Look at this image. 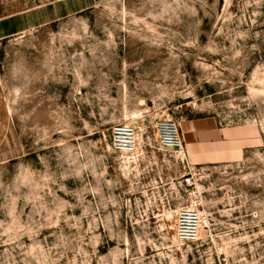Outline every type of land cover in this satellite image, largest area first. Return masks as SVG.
<instances>
[{
  "label": "rangeland",
  "instance_id": "374dc122",
  "mask_svg": "<svg viewBox=\"0 0 264 264\" xmlns=\"http://www.w3.org/2000/svg\"><path fill=\"white\" fill-rule=\"evenodd\" d=\"M60 13L0 40L17 147L0 264H264V0H0V22ZM198 118L248 142L202 161L182 129ZM167 121L186 159L161 143ZM186 208L210 218L194 241Z\"/></svg>",
  "mask_w": 264,
  "mask_h": 264
},
{
  "label": "crops",
  "instance_id": "0c3cea01",
  "mask_svg": "<svg viewBox=\"0 0 264 264\" xmlns=\"http://www.w3.org/2000/svg\"><path fill=\"white\" fill-rule=\"evenodd\" d=\"M63 13L58 15H51L49 17L32 18L25 16L15 20L14 22H0V40L9 36L23 32L35 25L50 22L60 17ZM183 131L186 133V137L189 142L198 147L200 155L203 157L202 161H210L209 156L213 153L217 155H224L230 152L231 148L246 145L248 142V135H246L242 128H219L216 120L211 119H193L184 121ZM14 128L12 125L11 113L8 110L2 91L0 88V162L4 160L6 155H14L17 149L14 141Z\"/></svg>",
  "mask_w": 264,
  "mask_h": 264
},
{
  "label": "built area",
  "instance_id": "2783aa9c",
  "mask_svg": "<svg viewBox=\"0 0 264 264\" xmlns=\"http://www.w3.org/2000/svg\"><path fill=\"white\" fill-rule=\"evenodd\" d=\"M176 125L175 122L167 121L162 123L161 127V143L169 149L177 150L186 159L187 152L184 146L183 139L178 130L169 127ZM177 126V125H176ZM115 133V147L122 152H133L135 144L136 130L133 126L128 124H117L114 127ZM194 175L187 173L184 180L190 185L193 182ZM210 224L209 216L198 210L186 208L181 211L179 223V237L185 241H194L199 238L201 230L207 228Z\"/></svg>",
  "mask_w": 264,
  "mask_h": 264
},
{
  "label": "bare ground",
  "instance_id": "6f19581e",
  "mask_svg": "<svg viewBox=\"0 0 264 264\" xmlns=\"http://www.w3.org/2000/svg\"><path fill=\"white\" fill-rule=\"evenodd\" d=\"M172 125L173 124L170 123L169 127L172 128V129L174 127V130H177V126L176 125L172 126ZM139 139H140V132H136V138H135V144H134V147H133V152H135L137 150V144L139 143Z\"/></svg>",
  "mask_w": 264,
  "mask_h": 264
}]
</instances>
